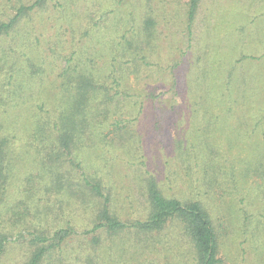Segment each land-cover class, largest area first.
<instances>
[{"label": "trees", "instance_id": "obj_1", "mask_svg": "<svg viewBox=\"0 0 264 264\" xmlns=\"http://www.w3.org/2000/svg\"><path fill=\"white\" fill-rule=\"evenodd\" d=\"M200 1L187 0L188 34ZM8 2L12 12L8 11L5 20L0 18V111L8 104V111L19 108L27 120L18 126L17 119H0V256L10 242L20 241L28 249L21 264H106L101 253H97L104 241L111 244L116 238L131 236L135 242L147 243L166 227L179 225L190 243L195 264H224L219 257L218 234L202 198L166 196L156 176L140 170L145 213L139 218H124L116 206L112 185L98 174V167L85 164L92 151L100 145L104 148L109 127L119 128L125 120L122 116L134 110L128 74L138 72L155 51L157 22L152 10L144 11L139 25L128 28L126 21L120 38H108L99 46H73L69 55L59 53L61 67L52 81L54 89L50 96L30 103L27 96L32 93L24 89L43 73L42 65L48 55L33 50L28 19L50 5L65 12L75 1ZM5 37L7 50L2 45ZM36 42L42 45L38 39ZM98 55L106 58L104 64L96 61ZM232 67L220 87H212L213 92L205 97L225 99L220 105L227 112L233 110L232 102L246 101L247 112L253 117L252 148L238 159L239 165L229 168L227 175L224 171L219 181L215 171L219 165L210 145H183L181 141L177 145L180 158L189 167L201 168L198 187L203 196L224 192L228 179L232 184L246 183L237 197V216L245 231L247 227L253 228L250 236L255 244L264 237V89L253 83L255 75H251L249 89L243 85L245 80L234 83L232 79L237 74ZM40 92L38 86L34 94ZM257 97L260 101H253ZM18 148H23L25 159H32L34 164L33 172L25 178L27 187L21 191L22 196L18 195L20 190L12 193L9 189L18 165ZM80 219L88 224L81 226L75 221ZM72 237H76L79 248L69 251L68 241Z\"/></svg>", "mask_w": 264, "mask_h": 264}, {"label": "rangeland", "instance_id": "obj_2", "mask_svg": "<svg viewBox=\"0 0 264 264\" xmlns=\"http://www.w3.org/2000/svg\"><path fill=\"white\" fill-rule=\"evenodd\" d=\"M74 1L65 12L50 5L28 19L33 50L48 55L42 65L43 73L24 89L32 93L27 96L29 102L50 96L52 81L61 67L59 53L69 55L73 46H99L108 38H120L126 21L128 28L139 25L144 11L151 9L157 22L155 51L138 72L128 74L134 110L122 116L125 120L119 128L109 127L104 148L100 145L92 151L85 164L98 167V174L112 185L116 206L124 218H139L145 213L139 175L144 170L156 176L166 196L203 199L218 234L219 257L224 264H264V237L254 244L250 236L253 228L245 231L237 216V197L246 183L237 181L234 189L237 182L232 184L228 179L224 192L203 196L198 187L201 168L189 167L180 158L177 145L178 141L183 145L201 143L205 148L210 145L219 165L215 168L219 181L222 173L227 175L229 168L239 165L238 159L252 148L253 117L247 112L246 101L237 102L241 108L232 102L233 110L227 112L220 105L225 99L219 101L205 95L213 92L212 87H220L232 66L237 74L232 79L234 83L245 80L243 85L249 89L251 75H255L253 83L264 89V0H201L191 34L186 30L187 0ZM11 5L8 0H0L2 20L8 11L12 12ZM2 45L7 50L8 37ZM96 61L101 65L106 58L98 55ZM38 86L41 92L35 95ZM253 101H260L259 97ZM0 119H17L18 126L27 120L19 108L8 111V104L0 111ZM16 152L18 165L9 189L12 193L20 190L18 195L22 196L21 191L27 187L25 178L33 172L34 164L32 159H25L23 148ZM85 219L75 221L85 226ZM130 237L116 238L111 244L104 241L97 253H101L106 264H195L190 243L179 225L166 227L147 243ZM142 244L148 246L141 247ZM77 248L76 237L70 238L69 251ZM27 250L25 242H10L0 256V264H21ZM90 251L94 253L93 249Z\"/></svg>", "mask_w": 264, "mask_h": 264}]
</instances>
